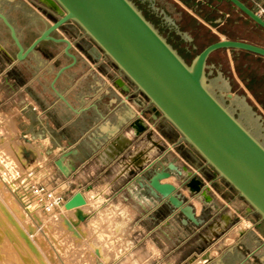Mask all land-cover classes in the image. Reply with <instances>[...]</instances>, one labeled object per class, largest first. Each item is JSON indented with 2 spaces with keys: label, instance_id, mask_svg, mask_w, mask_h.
<instances>
[{
  "label": "crops",
  "instance_id": "1",
  "mask_svg": "<svg viewBox=\"0 0 264 264\" xmlns=\"http://www.w3.org/2000/svg\"><path fill=\"white\" fill-rule=\"evenodd\" d=\"M176 1L189 10L183 1ZM190 1L197 2L192 11L203 6L207 16L222 12V0ZM242 1L254 10L264 7V0ZM46 7L40 14L43 25L33 30L29 42L24 29L2 9L26 47L53 22ZM0 26L8 31L1 20ZM56 35L70 39L76 62L60 72L72 63L65 44L42 41L25 59L13 58L0 71L4 81L0 96L5 100L14 93L21 96L16 117L10 118L14 124L8 129L27 140L26 135H32L38 148L34 163L44 160L49 168L42 182L61 191L65 202L82 192L86 202L80 208L87 215L84 229L100 224L98 231L104 234L103 227L116 220V233L133 236L134 248L144 240L146 261H153L156 248L157 258L166 264H189L187 260H192L190 264H264V219L251 215L249 206L242 211L231 198L214 193L215 178L206 175L210 166L76 23L67 22ZM10 111L0 103L2 115ZM170 162L178 165L182 176L174 172L162 182L176 185L193 206L199 224L151 192V174L167 169ZM184 166L195 175L187 177ZM192 180L200 188L208 184L212 198L205 199L200 190L188 196L184 189L187 192ZM210 207L214 211L208 214Z\"/></svg>",
  "mask_w": 264,
  "mask_h": 264
},
{
  "label": "rangeland",
  "instance_id": "2",
  "mask_svg": "<svg viewBox=\"0 0 264 264\" xmlns=\"http://www.w3.org/2000/svg\"><path fill=\"white\" fill-rule=\"evenodd\" d=\"M132 1L188 64L206 45L221 38L241 39L264 46V30L226 0L221 2L222 12L211 14L209 19L190 10L189 6H186L187 10L176 0ZM44 7L43 0H0V8L24 29L26 42L31 39L33 30L43 25L40 14L45 13ZM47 16L51 21L57 18L55 14ZM225 30L231 36L224 33ZM16 51L9 32L0 26V71L15 58ZM237 57L238 64L250 59L251 64L255 63L251 57L239 54ZM255 68L259 70V64ZM206 82L216 97L264 145V106L240 78L232 50L220 49L210 54L206 62ZM0 98L3 107L12 112L9 115L0 112V264H166L157 258L156 248L153 261H146L144 240L134 248L133 236L116 233V220L103 227L107 232L103 234L98 231L100 224L97 228L88 224V231L84 229L83 222H78L76 208H68V212L64 203L50 210L37 206L38 202L27 186L30 180L43 183L49 172L48 165L44 160L34 163L32 156L38 148L32 143L31 134L26 135L27 140L23 134H10L8 129L14 124L10 118L16 117L21 96L14 93L11 100ZM3 123L5 126L2 127ZM39 165L46 169L41 171ZM206 175L215 178L214 193L231 198L242 211L249 206L251 215L260 216L212 166L206 170ZM43 184L50 188L47 182ZM196 191L198 189L190 192L184 189L188 196H193ZM213 211V207L207 210L208 214Z\"/></svg>",
  "mask_w": 264,
  "mask_h": 264
},
{
  "label": "water",
  "instance_id": "3",
  "mask_svg": "<svg viewBox=\"0 0 264 264\" xmlns=\"http://www.w3.org/2000/svg\"><path fill=\"white\" fill-rule=\"evenodd\" d=\"M264 30V17L242 0H227ZM54 9L58 18L46 25L39 35L25 46L16 27L0 8V20L17 47L16 60L25 59L36 46L51 40L64 43V52L72 58V42L56 31L67 22L76 23L142 92L175 128L183 139L227 180L264 219V145L231 113L209 89L206 62L220 49H237L264 57V46L241 39L221 38L206 45L188 64L145 17L132 0H43ZM230 95V94H229ZM59 96H63L59 93ZM61 165V162H57ZM153 162L149 168L153 167ZM187 177L194 176L186 166ZM182 170L174 162L167 169L151 174L149 185L153 195L166 199L187 218L199 224L194 208L178 192L175 184L162 182ZM186 183H183L185 186ZM210 200L209 185L200 188ZM77 191L64 206L76 207L78 222L87 215L80 208L85 204Z\"/></svg>",
  "mask_w": 264,
  "mask_h": 264
},
{
  "label": "trees",
  "instance_id": "4",
  "mask_svg": "<svg viewBox=\"0 0 264 264\" xmlns=\"http://www.w3.org/2000/svg\"><path fill=\"white\" fill-rule=\"evenodd\" d=\"M187 6L189 7H195L197 2H192L190 0H182ZM200 8L202 10H200ZM196 12L203 16L206 19H209L207 16V11L203 6H199L195 8ZM250 19V18H249ZM251 20V19H250ZM252 21V20H251ZM253 22V21H252ZM255 23V22H253ZM256 24V23H255ZM257 25V24H256ZM224 33L228 34L229 36L230 33L228 31H224ZM233 54H234V61L236 64V69L238 71V74L240 78L243 80V82L246 84V86L249 88V90L252 92V94L255 96V98L264 106V57L255 55L251 52L245 51V50H237V49H232ZM238 54L246 56V57H251L253 58L252 61H254V64H251V59L250 61H244L241 64H238ZM259 64V70H257L256 65ZM260 86L259 88L256 86ZM263 85V86H261Z\"/></svg>",
  "mask_w": 264,
  "mask_h": 264
},
{
  "label": "built area",
  "instance_id": "5",
  "mask_svg": "<svg viewBox=\"0 0 264 264\" xmlns=\"http://www.w3.org/2000/svg\"><path fill=\"white\" fill-rule=\"evenodd\" d=\"M256 11L264 17L263 6H258ZM27 187L31 194L36 198L37 202L46 210L59 207L64 203V196L61 192L57 193L52 188H48L45 184L39 181L30 180Z\"/></svg>",
  "mask_w": 264,
  "mask_h": 264
},
{
  "label": "bare ground",
  "instance_id": "6",
  "mask_svg": "<svg viewBox=\"0 0 264 264\" xmlns=\"http://www.w3.org/2000/svg\"><path fill=\"white\" fill-rule=\"evenodd\" d=\"M137 127V126H136ZM136 129V128H135ZM125 138V137H124ZM121 141V140H120ZM110 149V148H109ZM108 149V150H109ZM108 152V151H107ZM107 152H105V153H107ZM110 154V153H109ZM111 155V154H110ZM108 156V155H107ZM199 185H198V182L196 181V180H192V181H190V183L188 184V186L186 187V190H187V192H190V191H193V190H196L197 189V187H198ZM37 206H41V204L40 203H38V205ZM229 217V216H228ZM224 218H227V217H225V215H224ZM224 220H227V219H224Z\"/></svg>",
  "mask_w": 264,
  "mask_h": 264
},
{
  "label": "flooded vegetation",
  "instance_id": "7",
  "mask_svg": "<svg viewBox=\"0 0 264 264\" xmlns=\"http://www.w3.org/2000/svg\"><path fill=\"white\" fill-rule=\"evenodd\" d=\"M46 8H47V10H49V12H48L47 10H45V11H46V13H47L48 15H50V14H51V12H55V11H54V9H52V8H50V7H49V8H48V7H46ZM57 18H58V15H57ZM57 18H56V19H57ZM56 19H55V20H56Z\"/></svg>",
  "mask_w": 264,
  "mask_h": 264
}]
</instances>
